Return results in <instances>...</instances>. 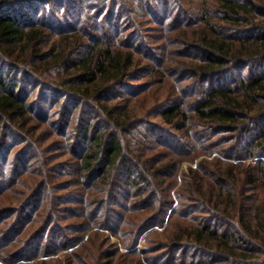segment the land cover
Listing matches in <instances>:
<instances>
[{
    "label": "trees",
    "instance_id": "obj_1",
    "mask_svg": "<svg viewBox=\"0 0 264 264\" xmlns=\"http://www.w3.org/2000/svg\"><path fill=\"white\" fill-rule=\"evenodd\" d=\"M198 151L223 159L173 195ZM95 229L129 252L69 251ZM62 251L67 264H264V0H0V261Z\"/></svg>",
    "mask_w": 264,
    "mask_h": 264
},
{
    "label": "rangeland",
    "instance_id": "obj_2",
    "mask_svg": "<svg viewBox=\"0 0 264 264\" xmlns=\"http://www.w3.org/2000/svg\"><path fill=\"white\" fill-rule=\"evenodd\" d=\"M90 4L91 3L85 4V5H77V7H76V9H77L76 11L77 12H75L74 13L75 15H72V16H75L74 18L79 20L80 18L85 16L84 14H89L90 11H91V5ZM70 20H71V18H70ZM147 34H148V36H150L147 40L151 44L152 43L153 44H157V46H160L161 44H163L162 41H157V39L156 40L154 39V38H156L155 36H157L159 33H155V31H153V32L151 31V32H148ZM248 72H249L248 69L244 70L241 76L243 78H246L247 75H248ZM35 97L40 98L41 97V93H38V92L35 93ZM146 106H147V104L144 105V104H139L138 103V104L135 105L136 108H134V109H135V111L140 113V112H142V111H144L146 109ZM32 124L39 125L41 123H39L38 121H35ZM42 128H44V129L43 130L42 129L39 130L38 134H40V132H42V135L48 136L46 138L47 142L51 141L52 138H54V137H49V136H51L50 135L51 128L49 126H45V127H42ZM228 143L229 142H227V143L226 142L225 143L220 142V146L218 148L219 149H225L228 146H230V145H228ZM195 154L197 155V157L192 156V157H189V158L182 159L180 161L179 167L177 169V182L174 183V185L172 183V185H173L172 194L173 195L176 194V192H179L180 187L183 185V181L182 180L184 178V175L187 174L190 171V169L196 168L197 164H199L201 161H203V160L213 161L215 159H223L221 157V155H219L217 152L213 153L212 156H210V157H207L206 155H204L203 153H201L199 151L197 153H195ZM246 162H249V160H246V159L243 160V163H246ZM169 181H170V179H169ZM153 230H155V231H153ZM150 232H154V233L150 234ZM163 232H164V228H154V229L150 230L149 232H147L140 239V241L138 243V246H137V250H142L144 252L149 251V249L153 246V243L156 240L162 238L161 235H162ZM99 242L105 243V246L107 248H110V249L117 248L120 251L121 254H126V253L129 252V250H127V249H125L123 247L120 239L117 236L113 235L111 232H109L107 230H100V229H98V230L95 229V230H92L91 232H89L82 242L78 243V245L76 247H72L69 251H73V250L77 249L80 245H82L84 243L86 244L85 247L93 248L96 245H98ZM65 256H66V252L65 251H62V252L58 253V255L54 256L53 257L54 259H52V260L56 259L59 262H56V263H53V264H67ZM134 260L136 262H139L138 264H143V262H144L143 258L140 255L139 256L137 255L135 257H131V258L128 259L129 262H132ZM40 261H41V259L40 260L31 261L28 264H38ZM116 263L117 264H121L120 260H118V259H116ZM0 264H4V263H2L0 261Z\"/></svg>",
    "mask_w": 264,
    "mask_h": 264
}]
</instances>
